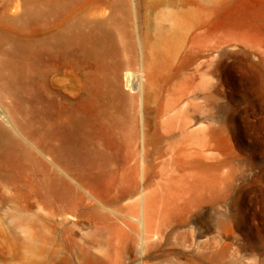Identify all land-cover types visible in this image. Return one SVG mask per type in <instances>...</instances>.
<instances>
[{"label":"rangeland","instance_id":"rangeland-1","mask_svg":"<svg viewBox=\"0 0 264 264\" xmlns=\"http://www.w3.org/2000/svg\"><path fill=\"white\" fill-rule=\"evenodd\" d=\"M143 49L163 68L150 80ZM168 85L190 86L191 108L166 111ZM143 119L162 157L141 166L127 136ZM176 119L206 165L176 167L159 144ZM77 182L116 219L142 221L144 197L143 264H264V0H0V264H108L117 227L79 220ZM129 238L124 264H139Z\"/></svg>","mask_w":264,"mask_h":264},{"label":"bare ground","instance_id":"bare-ground-1","mask_svg":"<svg viewBox=\"0 0 264 264\" xmlns=\"http://www.w3.org/2000/svg\"><path fill=\"white\" fill-rule=\"evenodd\" d=\"M38 42V38H37ZM191 44V41H189V45ZM158 56H165L167 62H172L174 58L170 56L169 50L164 46L162 49H158ZM190 50V47H189ZM143 56L142 60L140 62V68L143 70V72H146L147 80L151 79L152 77L158 75L160 71H162L161 65L156 61V59H153L149 62V58L146 52V49H143ZM189 78H192V74H189ZM191 87L189 86L188 89H177L173 85H168L167 90L164 91L165 99L166 101V111H173L175 108H177L180 104L185 102L188 106V108H191L193 98L190 95L191 94ZM190 110V109H189ZM188 110V111H189ZM189 113V112H188ZM190 117V116H189ZM174 118V117H173ZM148 120L143 119L140 121L139 126L136 127V134L132 136V134L127 136V144L128 147L131 149L132 147H135L136 150H138V154L135 157H132L131 160L137 163L138 165H143L148 160V158L152 157L155 162H157L162 155L158 154V147L153 145V142L151 138L149 137V131H148ZM163 127L160 131V142L159 144H164L165 152H169L171 158H173L174 165L177 167L176 157L179 156L181 153H186L185 161H182L180 163L181 167L185 165H189L192 162L201 163L203 165H206L209 161L208 157V146L206 143H203L201 147L198 149L189 148L187 141L185 140V122L183 123L182 119H179V121L176 119V122L173 124L172 121L170 122H164ZM68 128L67 121L66 120H57L51 122V143L52 148L55 149L58 143L56 131H59L61 133L60 140L61 147H63V144L65 142L63 141L64 136L66 134V129ZM149 148H152V152H154V156H151L149 153ZM178 158V157H177ZM187 158V159H186ZM52 167L54 169L59 170L58 166L56 165V159L51 157L50 161ZM142 175H144V172H142ZM139 181H142V179H139ZM77 188H79L82 193L77 195V201L79 202V205L82 207V211L80 213V221L87 222L90 224L94 229L99 231L101 225H108L111 227V220L114 221V224L116 228V236L114 237V248L113 253L107 257L108 264H124V260L129 254V249L127 248V242L131 238H129L130 233H134L137 236L138 239V247H139V254L141 256V259L138 260L139 264H143L144 257V246L149 240V235L151 233V223L152 221L148 220L149 216H145L144 212V197L142 200V217L143 220L140 221L138 217H135L137 214L136 209H132L130 207H126L127 211L129 210V213H126L123 215V218L116 219L117 214L107 208V205L103 202H101L96 195L88 188L80 184L79 182L75 183ZM135 192H138V194H143V189L140 184H138L135 187ZM133 190H129V194L132 193ZM87 202L84 206H82L80 203ZM57 213L53 212L51 214V222L53 231L56 234L57 237H59L63 243H72L74 241L73 236L75 235L74 229L71 228V226H66L64 223H59L57 218L62 220L61 217L65 214L63 211L57 210ZM133 221H136V223L139 225V228L137 229L135 225L133 224ZM155 221V219H154ZM78 221H76L77 223ZM151 222V223H150ZM75 226V225H74ZM58 227H61V229L58 231ZM59 234V236H58ZM112 242V241H110ZM74 244V242H73ZM88 244V243H87ZM109 245V244H108ZM75 246V245H74ZM79 246V245H78ZM77 247V246H76ZM83 247V246H82ZM84 248V247H83ZM82 248V249H83ZM76 249V248H75ZM73 249V250H75ZM81 249V248H80ZM77 250V249H76ZM75 250V252H76ZM88 250V249H87ZM91 250V249H90ZM82 250H80L81 252ZM74 252V251H73ZM79 252V253H80ZM63 253V252H62ZM77 253V252H76ZM92 253V252H90ZM73 255V254H72ZM84 255V254H83ZM82 255V256H83ZM75 256V255H74ZM80 257V255H79ZM77 257V258H79ZM99 257V256H97ZM96 257V258H97ZM84 258V256L82 257ZM81 258V259H82ZM76 259V258H75ZM80 259V260H81ZM77 260V259H76ZM79 260V259H78ZM97 260V259H96ZM99 260V259H98ZM94 261V260H93ZM69 262V261H68ZM81 261H78L80 263ZM126 262V261H125ZM102 263V262H101ZM83 264V263H82Z\"/></svg>","mask_w":264,"mask_h":264}]
</instances>
